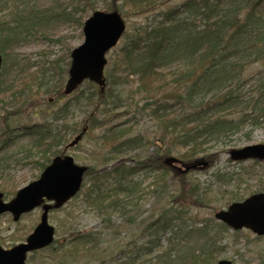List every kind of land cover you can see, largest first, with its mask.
I'll list each match as a JSON object with an SVG mask.
<instances>
[{
  "label": "rangeland",
  "instance_id": "obj_1",
  "mask_svg": "<svg viewBox=\"0 0 264 264\" xmlns=\"http://www.w3.org/2000/svg\"><path fill=\"white\" fill-rule=\"evenodd\" d=\"M92 1L95 12L118 11L127 24L124 36L107 54L108 65L105 68V74L108 79L128 38L150 22L151 15L148 12L142 14L133 11L128 0ZM186 1H161L155 12L161 14L177 9ZM260 1L259 11L264 13V0ZM248 2V0H237L234 4L247 11L249 10ZM1 4L5 5V11H2V14L6 16L5 20H10L13 25L12 23L22 16L21 20L27 30L26 33L22 32L16 37L14 47L8 50L7 58L3 62V75L0 78L1 91L12 87L16 94L21 95L16 97L17 103L12 107L6 105L8 100L0 101V147L4 145L8 135L14 137L12 143L0 149V186H2L1 193L6 202L15 198L19 190L38 180L42 174L40 165L35 163L36 160H41L40 153L34 151L29 154L33 158L25 160L24 150H29L34 143L33 135H31L35 132L34 128L43 126L45 123L52 124L54 133L65 137L66 142L59 146L56 152L49 154L45 160H41L44 165H49L57 156L69 155L73 157L76 164L86 167L92 166L99 169L109 165L116 166L121 162L131 167L137 158L146 157L150 163L157 149L174 147L171 144V136L163 133V126L159 124L161 120L153 115L157 107L155 100L159 99L158 103L175 102L168 97L172 89L163 90L162 82L156 84L159 88L161 87L157 88L158 91L148 95L140 91L135 92L137 84L132 82L133 77L127 81L123 80L124 83H120L121 85L117 87L118 93L122 95V107L97 122L88 121L93 107L84 101L76 103L78 96L85 97L86 94L97 93L96 85L86 80L74 94L64 95L65 84L69 78L68 73H64L65 70L68 71L65 64L69 61L72 50L82 46L84 42L82 32L84 24L81 27L77 20L82 16V22L85 23L94 12L86 10L85 13L77 10L75 14L74 11L77 8L75 0H10L6 3L2 1ZM32 12L39 13L37 15L41 17L44 14L47 15L46 25H34ZM64 12L65 14L72 12L70 17L72 19L69 20L70 18L63 16ZM258 72H264V61L246 66L242 79ZM122 75L125 77L124 74ZM243 89L244 94L251 95L249 84H245ZM47 90L52 93L47 94ZM2 97L0 95L1 100H6ZM205 98L210 101L212 95H207ZM66 103H71V109L65 120L53 122L52 114L62 109ZM174 105L167 107L166 111L160 110L158 114L165 116L163 120L181 116L182 112L188 109L186 103ZM12 110H18L19 113L9 116L8 112ZM226 115L230 119L239 116L238 113ZM86 125L88 131L83 140L76 147L65 150V147ZM111 127L116 130L129 128L132 130L119 141L104 142L101 135ZM140 134L152 140L154 148L151 147L149 151L139 153L136 152L137 150L124 148L119 151L120 154L117 152L110 158L109 154L116 144ZM163 136L165 139L162 138ZM217 137L218 135L207 137L205 143L207 145L204 147L206 153L217 155L212 159V164L204 165L202 153L201 159L196 162L198 167L187 176L190 183L198 185L203 190L209 189L211 193L206 196L204 206L189 204L184 206L189 209L183 218L186 224L177 221L175 226L208 228L215 233L219 244L214 264L220 263L221 260L232 262V264H260L259 258L264 256V237L258 238L247 229L235 231L223 227L215 215L219 211L228 210V206L232 203L244 201L253 194L264 193V160L235 162L229 154L232 150L247 146L264 145V126L256 127L246 124L234 134ZM176 155L175 152L172 154V156ZM23 158L24 161H21ZM106 158H109V161L104 163ZM20 161L21 163H18ZM102 163L104 165H100ZM173 164L177 165L174 161L171 165ZM153 167L143 168L135 175V180L143 182L141 188L145 189L152 184L154 177L158 175V171ZM216 175L221 176L223 181L227 179L229 181L223 183ZM83 182V184L87 183L86 178ZM169 186L170 190H167L168 194L165 193L163 199L145 196L143 199L140 198L136 205L129 206L126 211L118 210L112 213L109 211V214L105 215V220L111 215L109 222L104 220V215L98 213L95 207H89L85 203V194L82 193L84 189H81L79 194L69 200L65 206L49 213V223L55 228L56 242L49 248L28 254V264H120L124 259L137 257V253L140 254L139 264H172L166 263V258L158 259L161 256L158 253L159 247H166L169 238L172 237L171 233L155 236L154 227L152 229L149 227L161 214V208L164 207L166 200H172L171 196L179 190V180L172 178ZM41 214L42 208H37L21 216V219L16 222L10 213L0 216V246L7 250L25 243L27 237L37 228ZM91 233L99 237L97 244L91 240L84 246V241L83 243L79 239L75 241L77 235L83 237V234ZM199 241L201 240L196 237V234H191V237L187 236V238L183 234H178L175 244L173 243L175 245L173 252L177 253L185 245L189 247L187 251H195L198 255L204 246ZM148 248L152 249V252L147 256L145 250ZM149 260L151 263L148 262Z\"/></svg>",
  "mask_w": 264,
  "mask_h": 264
},
{
  "label": "trees",
  "instance_id": "obj_2",
  "mask_svg": "<svg viewBox=\"0 0 264 264\" xmlns=\"http://www.w3.org/2000/svg\"><path fill=\"white\" fill-rule=\"evenodd\" d=\"M2 1L6 3L10 0H0V55L6 60L7 52L14 47L16 37L27 30L21 20L22 16L13 22V25L10 20H5L6 16L2 14L5 5L1 4ZM75 1V14L77 10L85 13L86 10L95 12L92 0ZM161 1L164 0H128L133 11L142 14L148 12L151 15L150 22L128 38L113 72L109 73L106 88L103 90L96 86L97 93L92 92L85 97L78 96L76 103L84 101L93 107L88 121L97 122L122 107V95L118 93L117 87L124 83L123 80L127 81L133 77L132 82L137 84L135 92L140 91L148 95L161 87L163 90L172 89L168 97L175 102L158 103L159 99L155 100L157 107L153 115L161 120L159 124L163 126V133L171 136V144L174 147L157 149L150 163L146 157H141L137 158L131 167L123 162L99 169L89 166L85 175L87 183L83 184L82 193L85 194V203L89 207H95L98 213L104 215L105 220L109 211H126L129 206L136 205L138 200L145 196L163 199L165 193L168 194L167 190H170L171 179L177 178L179 190L171 196L172 200H166L157 220L154 219L149 225L150 229L154 227L155 236L165 233L172 235L166 247H159L158 253L161 256L158 259L166 258V263L172 264H214L219 244L215 233L208 228L175 226L177 221L186 224L183 218L189 211L185 208L187 204L204 206L206 196L211 193L209 189L203 190L189 182L187 176L192 173L193 168L188 170L186 167L195 165L201 159L202 153V161L208 165L212 164V159L217 155L205 152L207 137L229 136L246 124L264 126V72L242 79L246 66L264 61V13L259 11L260 0H248L247 11L234 4L237 0H187L177 9L158 14L155 11ZM33 13L34 25H46L47 15L41 17L37 15L39 13L31 14ZM72 14L64 12L63 16L70 18ZM82 19L81 16L77 20L81 27L84 24ZM70 63L69 55V61L65 64L68 70ZM172 69L174 71L170 72ZM66 72L68 71L65 70L64 73ZM160 82L162 85L159 88L156 84H161ZM245 84L250 85L249 96L243 92ZM10 89L0 90V95L6 99L0 101L8 100L6 105L12 107L17 103L15 99L19 95L12 89L9 91ZM51 93L47 90V94ZM207 95H212L210 101L206 100ZM175 103H186L188 111L182 112L181 116L163 120L165 116L158 114L160 110L166 111L167 107L175 106ZM70 109L71 103H66L62 109L55 111L51 116L53 122L65 120ZM18 113V110H12L8 115ZM235 113L239 114L238 118H227L226 114ZM52 127V124L45 123L34 128L35 132L31 133L34 143L29 150H24L25 160L32 159L29 154L34 151L40 153L41 160H45L66 142V138L54 133ZM131 130L132 128L116 130L111 127L105 130L101 139L107 143L119 141ZM6 138L3 146L14 140L11 135ZM162 138L165 139V136ZM151 147L154 148V142L140 134L116 144L109 156L112 158L124 148L137 150L139 153L147 152ZM174 152L176 156H172ZM24 158L21 161H24ZM41 160H36L35 163L39 164L43 171L47 165L42 164ZM108 161L109 158H106L104 163ZM173 161L182 169L172 166ZM152 166L158 171V175L154 177L152 184L145 189L141 188L143 182L135 180L134 177L143 168L151 169ZM216 176L223 183L229 181H223L221 176ZM2 190L0 186V192ZM168 197L170 198L169 195ZM110 218L111 215L105 221L109 222ZM178 234H183L186 238L196 234L201 240L199 242L204 245L201 252L196 255L195 251H187L189 247L185 245L177 253L173 252ZM83 235H77L75 241H84V246L91 240L96 242L94 244L99 242L96 234ZM151 252L150 248L145 250L147 256ZM139 255L137 253L135 258L124 259L120 264H139ZM259 259L260 264H264V256ZM148 262L151 263L150 260Z\"/></svg>",
  "mask_w": 264,
  "mask_h": 264
},
{
  "label": "water",
  "instance_id": "obj_3",
  "mask_svg": "<svg viewBox=\"0 0 264 264\" xmlns=\"http://www.w3.org/2000/svg\"><path fill=\"white\" fill-rule=\"evenodd\" d=\"M125 30L126 21L118 11L112 13L97 11L85 21L83 45L75 48L71 53L72 66L65 85V95L73 94L85 80L105 89L106 56L117 46ZM2 62L3 58L0 56V76ZM87 130V127L84 128L67 148L76 147L83 140ZM229 154L234 161L264 160V145L247 146L232 150ZM196 167L198 166L195 163L186 169ZM87 169L76 164L71 156L56 157L42 172L40 178L19 190L13 200L6 202L3 194L0 193V216L10 213L15 222L22 215L38 207L42 206L43 209L38 227L27 237L26 243L9 250L2 249L0 246V264H27L28 253L48 248L54 242L55 228L49 224L48 214L51 210L63 207L68 200L79 194ZM46 201L54 202V205L45 204ZM215 218L236 231L248 229L262 237L264 235V193L255 194L243 202L231 204L227 211L218 212ZM219 264H232V262L221 260Z\"/></svg>",
  "mask_w": 264,
  "mask_h": 264
},
{
  "label": "bare ground",
  "instance_id": "obj_4",
  "mask_svg": "<svg viewBox=\"0 0 264 264\" xmlns=\"http://www.w3.org/2000/svg\"><path fill=\"white\" fill-rule=\"evenodd\" d=\"M1 56V55H0ZM2 57V56H1Z\"/></svg>",
  "mask_w": 264,
  "mask_h": 264
}]
</instances>
